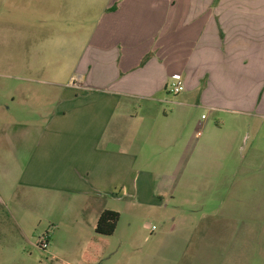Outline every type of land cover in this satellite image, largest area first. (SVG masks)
Instances as JSON below:
<instances>
[{
  "label": "crops",
  "instance_id": "crops-1",
  "mask_svg": "<svg viewBox=\"0 0 264 264\" xmlns=\"http://www.w3.org/2000/svg\"><path fill=\"white\" fill-rule=\"evenodd\" d=\"M102 13L75 63L77 84L49 83L60 88L55 113L45 125L14 126L23 142L3 177L95 232L104 211L117 212L111 201L165 207L177 167H203V181L224 183L222 220L184 224L183 253L264 262V0H109ZM175 76L185 87L172 102L179 108L159 110ZM194 110L206 112L195 141ZM209 237L220 242L214 255L203 254Z\"/></svg>",
  "mask_w": 264,
  "mask_h": 264
},
{
  "label": "rangeland",
  "instance_id": "rangeland-1",
  "mask_svg": "<svg viewBox=\"0 0 264 264\" xmlns=\"http://www.w3.org/2000/svg\"><path fill=\"white\" fill-rule=\"evenodd\" d=\"M108 1L0 0V198L5 202L0 203V264H214L194 262L191 253H183L188 237L184 224L209 225L222 220L217 214L222 201L217 191L224 190V183L203 181V167L191 165L184 174L177 167L175 182L169 186L174 199H163L165 207L111 201L120 220L109 237L93 232L77 212L51 206L50 198L46 205L36 191L25 195L12 178L3 177L10 148L23 142L18 131L12 132L14 126L46 124L57 109L60 94V88L50 82L77 84L75 63ZM60 40L62 50L56 44ZM165 95L169 103H156V107L178 109L172 104L177 96ZM202 114L206 112L194 110L187 127L193 141ZM242 216L244 213L238 221H245ZM46 234L49 246L43 250L39 241ZM209 238L203 240L204 255H214L220 245L214 237ZM247 249L241 247L240 253ZM260 249L256 247V255Z\"/></svg>",
  "mask_w": 264,
  "mask_h": 264
},
{
  "label": "trees",
  "instance_id": "trees-1",
  "mask_svg": "<svg viewBox=\"0 0 264 264\" xmlns=\"http://www.w3.org/2000/svg\"><path fill=\"white\" fill-rule=\"evenodd\" d=\"M120 220V214L115 211H104L97 222L95 233L102 237H109L115 234ZM88 246H92L88 244Z\"/></svg>",
  "mask_w": 264,
  "mask_h": 264
},
{
  "label": "built area",
  "instance_id": "built-area-1",
  "mask_svg": "<svg viewBox=\"0 0 264 264\" xmlns=\"http://www.w3.org/2000/svg\"><path fill=\"white\" fill-rule=\"evenodd\" d=\"M167 91L169 94L178 96L185 91V87L179 76L173 77L172 81L167 85ZM205 116H203V119ZM49 246V236L46 234L39 241V247L43 250L48 249Z\"/></svg>",
  "mask_w": 264,
  "mask_h": 264
}]
</instances>
